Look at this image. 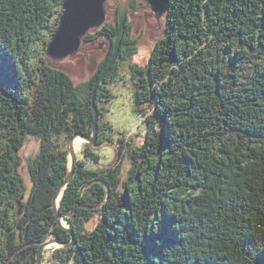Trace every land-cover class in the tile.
Listing matches in <instances>:
<instances>
[{"label": "trees", "instance_id": "16d2710c", "mask_svg": "<svg viewBox=\"0 0 264 264\" xmlns=\"http://www.w3.org/2000/svg\"><path fill=\"white\" fill-rule=\"evenodd\" d=\"M62 3L0 0V264H36L50 237L71 242L53 210L69 171L64 141L91 135L117 26L86 37L109 49L75 84L45 55ZM165 23L146 65H128L145 127L128 178L120 160L106 174L87 168L99 159L84 151L58 209L75 245L51 253L57 264H264V0H170ZM136 53L127 21L96 89L97 144L113 132L102 120L114 78ZM28 136L41 142L29 193L19 172Z\"/></svg>", "mask_w": 264, "mask_h": 264}, {"label": "rangeland", "instance_id": "374dc122", "mask_svg": "<svg viewBox=\"0 0 264 264\" xmlns=\"http://www.w3.org/2000/svg\"><path fill=\"white\" fill-rule=\"evenodd\" d=\"M106 8L107 16L104 25H114L116 20V3L108 1ZM128 21L132 24V37L137 41V53L128 64L120 65L118 78L116 76L114 78L117 83L113 84L110 88L113 98L105 104V117H103L102 124L109 123L112 126L113 132L110 133L105 129L103 141L97 145H92L80 137L73 140L74 145L78 140L79 142H83H81V147L75 151L79 161L84 160L83 153L86 149L94 154L93 156L98 157L99 161L96 164L89 162L87 165L89 169H95L96 171H100L101 173L105 172L104 174H106V171L114 169V167L120 163V160V177L122 181H125L129 175L132 162L130 153L141 145L145 134L144 124L141 122L140 117L133 112V92L130 85L131 73L128 69V65L136 64L140 67L145 66L149 58V53L154 48L155 44L165 36L166 29L165 19L163 17L157 19L151 10L144 8V5L140 3H137L136 6L132 8ZM92 34L94 33L89 35ZM108 45L109 41L99 36L94 42L85 41L82 43L79 51L75 55L62 61L47 58V62L50 67L63 70L71 76L75 84H79L88 80L94 74L98 65L107 55L106 53L109 49ZM101 106L104 107L102 104ZM119 141L121 142L119 143ZM64 142H66L67 146L69 140ZM40 146L41 142L39 139L28 136L20 151L21 165L19 167V172L24 180L27 193H29L32 187L28 165L29 162L38 155ZM121 147L122 150H120ZM99 218L100 215L98 213L94 214L93 218L85 225V229L91 231L97 221H99ZM61 222L63 224V221ZM64 226L68 228L67 223ZM51 241H55V239L50 237L46 241L48 244L42 256L41 264H57L56 261L53 260L51 253L61 248H66L65 246ZM52 249L54 250L51 251Z\"/></svg>", "mask_w": 264, "mask_h": 264}, {"label": "water", "instance_id": "95a60500", "mask_svg": "<svg viewBox=\"0 0 264 264\" xmlns=\"http://www.w3.org/2000/svg\"><path fill=\"white\" fill-rule=\"evenodd\" d=\"M134 0H116V26L117 32L112 41V54L107 64L105 71L95 81V86L92 92V112L94 115L93 130L91 136L74 135L66 146L68 152V175L65 181L58 188L55 197L53 199V210L56 216L57 224L67 230L71 237V242L62 243L60 240L55 238V242L65 247H72L75 245L73 242V231L70 224L67 223L68 228L62 224V218L58 213L60 199L65 191V188L70 183L74 174L75 166L78 162V158L75 152H73L72 145L73 140L77 137L88 141L90 144H96L98 141V112L95 105V94L96 89L100 81L110 71L114 65L121 46L122 39L124 37L126 23L129 19L132 11V2ZM137 3L143 4L144 8L151 10L157 19L162 17L166 19L167 12L169 10L170 0H135ZM108 0H63L62 3V14L59 20V25L51 38L45 55L47 58L62 61L68 57L75 55L82 43L85 42L86 37L98 31L106 22L107 16V4ZM166 33V31H165ZM70 159V166H69ZM59 197V200H58ZM58 200V204H57ZM46 241L41 244L38 248L36 255V264H41V259L46 251ZM52 249L51 251H53Z\"/></svg>", "mask_w": 264, "mask_h": 264}, {"label": "bare ground", "instance_id": "6f19581e", "mask_svg": "<svg viewBox=\"0 0 264 264\" xmlns=\"http://www.w3.org/2000/svg\"><path fill=\"white\" fill-rule=\"evenodd\" d=\"M75 142V141H74ZM82 142V141H81ZM81 142H79V140L75 143V145H74V143H73V145H72V149H73V152H75L77 149H79L80 147H81ZM83 143V142H82ZM76 148V149H75ZM69 166H70V164H69ZM59 200V199H58ZM58 200H57V204H58ZM63 221V224L64 225H66V222L64 221V220H62ZM49 247V246H48ZM48 249H50V248H48Z\"/></svg>", "mask_w": 264, "mask_h": 264}]
</instances>
